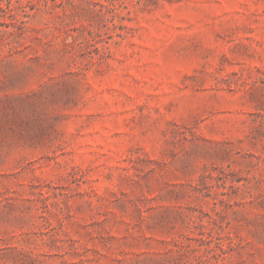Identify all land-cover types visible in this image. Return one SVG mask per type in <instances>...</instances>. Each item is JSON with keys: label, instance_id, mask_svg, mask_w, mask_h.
Wrapping results in <instances>:
<instances>
[{"label": "rangeland", "instance_id": "374dc122", "mask_svg": "<svg viewBox=\"0 0 264 264\" xmlns=\"http://www.w3.org/2000/svg\"><path fill=\"white\" fill-rule=\"evenodd\" d=\"M0 264H264V0H0Z\"/></svg>", "mask_w": 264, "mask_h": 264}]
</instances>
